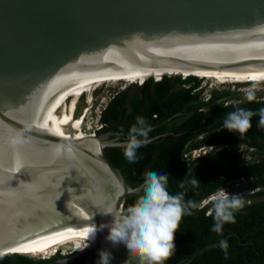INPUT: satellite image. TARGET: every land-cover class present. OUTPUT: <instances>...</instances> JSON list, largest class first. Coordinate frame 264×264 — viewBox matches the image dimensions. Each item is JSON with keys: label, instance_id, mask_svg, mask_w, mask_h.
<instances>
[{"label": "water", "instance_id": "1", "mask_svg": "<svg viewBox=\"0 0 264 264\" xmlns=\"http://www.w3.org/2000/svg\"><path fill=\"white\" fill-rule=\"evenodd\" d=\"M140 64L216 76L233 95L264 87V0H0V258L59 249L51 264H66L92 251L97 264L107 250L111 264H139L107 228L76 250L112 221L108 208L123 216L142 193L107 155L127 138L56 128L105 77Z\"/></svg>", "mask_w": 264, "mask_h": 264}, {"label": "trees", "instance_id": "2", "mask_svg": "<svg viewBox=\"0 0 264 264\" xmlns=\"http://www.w3.org/2000/svg\"><path fill=\"white\" fill-rule=\"evenodd\" d=\"M166 72L171 76L155 81L148 79L154 74L149 73L151 75H144L136 82L142 84L146 80L142 85H131L119 91L100 117L104 127L99 134L113 131L123 133L127 138L136 117L141 116L153 129L150 137L160 138L138 150L142 159L136 164L125 159L123 148L108 149V157L131 186L141 185L146 171L162 172L168 176L170 194L182 192L185 201L201 204L192 216L182 219L175 236L176 250L165 264L181 262L205 246L226 238L229 244L227 258L218 246L206 250L190 264H264V129L257 127L258 116L252 117V128L243 139L237 133L223 129V119L228 113L237 108L258 111L264 107V100L255 98L249 102L245 98L242 103H228L233 96L229 90H213L205 100L204 89H199L201 78H182L174 76L182 73ZM259 83L264 84V81ZM166 133L171 134L161 137ZM205 147L222 149L186 161L185 155ZM241 147L252 149L259 159L243 161ZM194 177L200 182L198 186L190 183ZM182 181L183 188L180 187ZM237 181H246V187L252 193L243 198L245 207L235 213V223H226L223 234L219 235L211 231L214 220L207 215L212 202L204 203L219 189ZM140 195L126 200L125 214ZM89 257H93L92 251L66 264H87ZM62 258L60 253L50 259L15 254L0 258V264H51Z\"/></svg>", "mask_w": 264, "mask_h": 264}, {"label": "clouds", "instance_id": "3", "mask_svg": "<svg viewBox=\"0 0 264 264\" xmlns=\"http://www.w3.org/2000/svg\"><path fill=\"white\" fill-rule=\"evenodd\" d=\"M255 98L254 91L246 93L249 102L254 101ZM253 116L259 117L257 127L264 129V107L258 111L237 108L225 116L223 129L237 133L239 138L243 139L252 128ZM152 131L151 125L143 117H136V123L128 132L127 141L119 145L123 148L124 157L130 164H136L142 159V156L138 155V150L152 142L149 135ZM190 183L198 186L200 182L194 177ZM180 187H184L183 181ZM141 190L143 194L128 207L125 215L113 216L112 209L108 208L104 215H111L112 221L90 228L87 241L83 245H77L76 250L82 251L89 247V243L95 240L96 234L107 228L109 231L106 240L116 248L124 245L130 252L131 258H138L139 264H165L176 250L175 236L180 229L182 219L185 216H192L194 210L199 209L201 204L193 200L185 201L182 192L170 194L168 176L162 172L146 171ZM211 202L212 209L207 213L214 220L211 231L222 235L226 223H235V213L244 209L245 201L241 194H229L222 188L211 197ZM219 246L227 258L228 242L222 239ZM112 259L109 251L102 250L97 264H111Z\"/></svg>", "mask_w": 264, "mask_h": 264}, {"label": "rangeland", "instance_id": "4", "mask_svg": "<svg viewBox=\"0 0 264 264\" xmlns=\"http://www.w3.org/2000/svg\"><path fill=\"white\" fill-rule=\"evenodd\" d=\"M149 73H156L161 75L163 74V71H146ZM136 73H139L136 71ZM133 72H123L113 75V77L108 80L107 82L103 83L102 85L96 87L76 108L75 110V118L84 116L86 114V111L88 110L87 114L85 115L86 118L84 119V126H83V132L90 134L95 133L99 129L98 119L101 115L102 111L107 106L108 102L113 98L114 95H116L119 91L126 89L127 87L131 85H142L139 82L136 83L142 75H137ZM122 74V75H121ZM121 75V77H120ZM177 76V75H176ZM187 77V76H186ZM200 79V78H199ZM201 87L199 89H204L203 98L207 95L211 94L213 90H216L221 84L218 82H215L212 79L208 78H201ZM198 89V90H199ZM250 91L255 92L256 95L264 96V87L253 89ZM248 92V91H247ZM239 93L236 95H233L231 99L228 100V103H242L244 102V99L246 98V93ZM91 97V99H90ZM261 97V98H262ZM264 100V99H262ZM84 114V115H83ZM93 135V134H92ZM98 135V134H96ZM222 148L216 149V151L221 150ZM240 153L242 154L243 161L247 162L249 160H258L259 156L256 155L252 149H248L246 147L240 148ZM247 183L246 181H237L232 184H229L226 188H224L229 194H241L242 197L248 196L251 191L248 190L246 187ZM211 202V198L207 200L204 205ZM264 202V198H263ZM53 253V250L51 249L49 253H43L42 255L38 256H32L34 259H47V256H50L48 258H51ZM57 253H60L59 249H56L55 256ZM53 257V256H52Z\"/></svg>", "mask_w": 264, "mask_h": 264}, {"label": "bare ground", "instance_id": "5", "mask_svg": "<svg viewBox=\"0 0 264 264\" xmlns=\"http://www.w3.org/2000/svg\"><path fill=\"white\" fill-rule=\"evenodd\" d=\"M144 65L145 64L126 66V67L108 75L107 77H105L96 87L107 82L108 80H110L113 77V75L118 74V73H122V74H123V72L136 73V71H137L139 73H136V74L144 76V75H151V74H149V72H146V71H161V70H157L151 66H144ZM147 65H150V64H147ZM162 71H165V72H163V74L166 73L170 76H171V74L169 72H166V71L182 73V75L179 74L177 76H182L183 78H185V76L193 74L195 76H198L199 78H208V79H212L215 82H218L220 84L222 83V79H220L219 77L201 74V73H196V72H191L188 70H182L181 71L179 69L170 68V69L162 70ZM121 75H120V77H121ZM159 76H160L159 74L154 73L153 77L152 76L151 77L159 79L160 78ZM174 76H176V75H174ZM90 99H91V97H90ZM75 110L56 128V133L61 135V136H64V137H68V134H71V133L75 134L78 137L93 136L92 134L89 135V134L83 132L84 119L86 118L85 115L87 114L88 110L86 111L85 115L83 114L84 116H81L78 118H75V116H74ZM50 250L51 249H43V250L32 251V252H25V251L18 250V251H16V253H14V255L19 254V255H26L28 257L29 256L32 257V256L42 255L43 253H49ZM52 250H53V253L55 254L56 249H52ZM53 253H52V256H54ZM48 257H50V256H47V258Z\"/></svg>", "mask_w": 264, "mask_h": 264}, {"label": "built area", "instance_id": "6", "mask_svg": "<svg viewBox=\"0 0 264 264\" xmlns=\"http://www.w3.org/2000/svg\"><path fill=\"white\" fill-rule=\"evenodd\" d=\"M100 117H101V115L99 116V119H98V124L100 123L99 129L97 131H95V133H90V134L96 135V134H99V132H101L103 130L104 125L100 122ZM216 149H219V148H215V147L201 148L199 150L193 151L192 154H190V155H185V159H186L187 162H191V160H193L195 158H198L201 155L209 153V152H211L213 150H216Z\"/></svg>", "mask_w": 264, "mask_h": 264}, {"label": "snow or ice", "instance_id": "7", "mask_svg": "<svg viewBox=\"0 0 264 264\" xmlns=\"http://www.w3.org/2000/svg\"><path fill=\"white\" fill-rule=\"evenodd\" d=\"M138 75V74H137ZM255 79V77H254ZM142 82V81H141ZM87 233H84V235H86ZM19 249H13V251H18Z\"/></svg>", "mask_w": 264, "mask_h": 264}, {"label": "flooded vegetation", "instance_id": "8", "mask_svg": "<svg viewBox=\"0 0 264 264\" xmlns=\"http://www.w3.org/2000/svg\"><path fill=\"white\" fill-rule=\"evenodd\" d=\"M257 155V154H256ZM259 156V155H258Z\"/></svg>", "mask_w": 264, "mask_h": 264}]
</instances>
